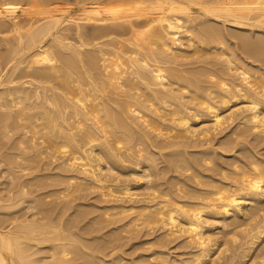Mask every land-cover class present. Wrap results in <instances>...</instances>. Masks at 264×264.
Wrapping results in <instances>:
<instances>
[{
    "label": "bare ground",
    "instance_id": "1",
    "mask_svg": "<svg viewBox=\"0 0 264 264\" xmlns=\"http://www.w3.org/2000/svg\"><path fill=\"white\" fill-rule=\"evenodd\" d=\"M53 1L0 0V130L19 133L8 132L18 137L15 150L0 156V176L16 177L14 186L6 181L7 194L0 181V264H87L67 260L75 233L54 203L57 213L46 217L50 191L41 196L49 201L38 210L44 214L35 210L39 222L11 213L35 200L32 180L42 173L21 177L32 165L51 168L52 159L65 169L55 171L64 199L88 188L130 232L185 234L199 246L191 263L210 255V264H264V159L253 150L228 153L238 138L229 133L220 148L205 145L234 122L237 136L264 131V74L254 66L264 60V0H79L76 14L45 5ZM45 242L47 255L34 246ZM212 250L222 254L211 257ZM163 252H155V264L186 263Z\"/></svg>",
    "mask_w": 264,
    "mask_h": 264
},
{
    "label": "rangeland",
    "instance_id": "2",
    "mask_svg": "<svg viewBox=\"0 0 264 264\" xmlns=\"http://www.w3.org/2000/svg\"><path fill=\"white\" fill-rule=\"evenodd\" d=\"M64 1V2H63ZM68 0H55V1H53L52 3H45V5L47 6V7H52V8H59V7H62V8H66V9H70V12H73V13H75L76 14V11L78 12V7H79V0H69L68 2H67ZM73 3H72V2ZM78 1V2H77ZM56 2V3H55ZM61 3H64V4H61ZM57 4V5H56ZM42 6H44V5H42ZM69 6V7H68ZM0 34H3V33H1L0 32ZM264 34V33H263ZM1 46V48H0V50H2V49H4L3 51H5V48H2V47H4V42L3 43H1L0 44ZM241 49H242V47L239 49V51L240 52H242L243 53V51L244 50H242L241 51ZM2 51V52H3ZM1 52V51H0ZM241 53V55H243V54H245V55H243L247 60H249L250 58V60H255L254 58H252L250 55H249V53H247L246 51H244V53L242 54ZM248 54V55H247ZM247 55V56H246ZM260 56V55H259ZM250 57V58H249ZM257 60V62H255V63H259V64H255L254 66H255V68H259L258 67V65L260 66V71L258 72L259 74L260 73H262V74H264V67L262 66V65H264V60L263 59H256ZM255 60V61H256ZM260 61V62H259ZM262 64V65H261ZM257 65V66H256ZM253 66V67H254ZM261 68H263V71H262V69ZM238 75V74H237ZM236 75V78L238 77ZM237 80H240V77L239 78H237ZM199 124V123H198ZM201 124V123H200ZM231 124V123H230ZM233 124V125H232ZM231 125H229L228 124V129L226 128V130L228 131H226V130H224L225 129V126L224 127H222L221 129L222 130H224V132H222V131H218V129H217V131L216 132H214L216 135H217V138L218 139H216V136L214 135V133H213V136H211V137H213V138H210L209 139V141L208 140H206V139H204V138H202V140L204 139V142H205V140L207 141L206 142V144L205 145H213L214 147L216 146L217 148H220L221 146H220V144H219V142H220V140L221 139H223L224 137L223 136H225V137H227L229 134V138H236V137H238V138H236L237 140H235L236 142H232V144H233V146L231 145V147H232V150H227L228 151V153H233V154H237V152H238V154L237 155H242V156H244V154H246L245 152H247L248 154H251L250 152L252 151V154H255V155H257V156H259L260 158H262V159H264V131H257V129H255V130H252L251 131V133H250V130H245V128L243 127L242 128V126L240 127L241 128V130L242 129H244L245 131H244V133H245V135H244V133H242V131H240L241 133L239 134V136H237V133L236 132H234V131H237V130H234L233 128L235 127V122L234 123H232ZM197 126H199V125H197ZM3 128V127H2ZM2 128L0 127V129L2 130ZM230 128V129H229ZM236 128V127H235ZM240 128H238V131H239V129ZM5 129V128H4ZM221 129H219V130H221ZM232 129V130H231ZM237 129V128H236ZM0 130V131H1ZM6 131H8L7 129H6ZM232 131V132H231ZM249 131V132H248ZM3 132H5V131H3ZM2 131L0 132L1 133V135L2 136H0V137H2V138H0V143H3V142H1V139H3V140H6L7 141V139L9 138V137H7L6 135L8 134V136H18V130H17V133L15 132V131H13V132H11V131H8V132H10V133H12V134H10V133H8V132H6V133H4V134H6V135H4L3 136V133ZM14 132L16 133V134H14ZM219 132V133H218ZM221 132V133H220ZM232 134H231V133ZM256 132V133H255ZM262 132V133H261ZM225 135H224V134ZM226 133H229V134H226ZM233 133H236V135L235 134H233ZM10 134V135H9ZM261 135V136H259V135ZM242 135V136H241ZM258 135V136H257ZM7 137V138H4V137ZM245 136V137H244ZM258 138H260V139H258ZM220 137H222L221 139H220ZM10 138H11V140H10ZM9 139H8V141L5 143L4 142V144L5 145H10L9 143H11V145L10 146H5L4 144H0V156L2 157L3 155H10V154H6V153H12V152H10V150L11 151H14L15 150V148H11L14 144H15V142L14 143H12L13 141H16V140H18V137H17V139L15 140V138L14 137H10ZM215 138V139H214ZM239 138H240V140H239ZM253 138V139H252ZM12 139H14V140H12ZM220 139V140H219ZM9 140L11 141V142H9ZM213 140V141H212ZM217 140V141H216ZM245 141L244 143L242 142V141ZM248 140H249V142H248ZM263 140V144H262V141ZM212 141V142H211ZM241 141V142H240ZM254 141H255V143H254ZM9 142V143H8ZM209 142V143H208ZM240 142V144H238ZM216 143H218L217 145H215ZM242 143V144H241ZM257 143V144H256ZM243 144H245V145H248L249 144V146H246V147H244L243 148V146H245V145H243ZM256 144V145H255ZM239 145H240V147H239ZM1 146H3V147H1ZM7 147V148H5V147ZM220 146V147H219ZM241 146H242V148H241ZM11 148V149H9V148ZM237 147V148H236ZM239 147V148H238ZM251 147V148H250ZM242 150H241V149ZM247 149V151H245L246 149ZM3 149V150H2ZM5 149V150H4ZM8 149V150H7ZM12 149H14V150H12ZM8 152H7V151ZM238 150V151H237ZM239 150L241 151V152H239ZM250 150V151H249ZM255 150L258 152H256L255 153ZM2 151H5L4 153H2ZM220 151V150H219ZM226 151V152H227ZM235 151V152H234ZM242 151H243V153H242ZM225 152V153H226ZM239 153H242V154H239ZM261 156H260V155ZM231 156V155H230ZM45 160V159H44ZM48 160H50V159H48ZM53 161H55V160H57V159H52ZM51 160V161H52ZM43 160H41V162L40 163H43L42 162ZM52 161V163H53V165H52V163H50L51 165H50V167L51 168H49V166H48V168L50 169V170H48V168H41V169H39V167L38 166H40L41 164H39L38 166H36L37 168H38V170H37V168L35 169V165L33 166L32 165V167H34L33 169L31 168V170L34 172H32V173H30L31 171H30V169L29 170H27V172L29 171V173L28 174H25V175H27V176H22L21 177V179L23 180L24 178H28V176L30 175H35V174H37V173H42L41 174V176H38L36 179H37V181H36V179H34V180H32L33 182H36V186H37V191L35 190V187H34V184H32L31 185V187L33 186L34 187V190H35V192L34 191H32V195H34V198H35V200H26V201H24V203L22 202V203H20V205L18 204L17 206H14V208H15V210L13 209V207L12 208H10V209H12L11 210V213H12V215L13 214H15V216H17V214H18V217H20L21 216V218H26L28 215V219H32L33 218V220H37V216H38V218H42V215L41 214H44V213H46V215H48V216H46V217H50V216H52V215H54L55 214V212H56V210L58 211V212H60V211H62V213H63V210H64V213H65V215L64 214H62V217L65 219L66 218V225L67 226H69V227H67V229L69 228V230H70V232H72V233H75V234H73L74 236V239H76V240H74V241H72V240H70V242H71V245H73L72 247H70V250H71V248H73V250H71V252L68 254V255H66L67 256V260L69 261H74V262H83V263H85V261H87L86 263L87 264H89V263H91V264H95V262H93L94 260H96V261H98L96 264H104V262H105V264H155V262L156 261H158L157 260V258L156 257H154L155 256V252H157V251H160V250H163L164 252H163V254H165V255H167L168 257H171V258H174V257H176V258H181V259H184V261H180V262H183V263H185V264H195V263H191V262H189L191 259H189V257L191 256V254H192V256L190 257V258H192L193 259V255H194V253L196 252V246H197V244H192L193 246H191L190 244V242L191 241H186L187 239H186V235L184 234H182L181 236H179L178 234H175V236L173 235L174 233H166L167 235L168 234H170V235H166V234H164V233H161V232H163L164 230L163 229H158V228H156L154 231H152V232H148L147 233V227L145 228V226L144 227H142L139 231H132V232H130V230L128 229V228H124L122 225H121V227L120 226H118V225H120V223L122 222V220L120 221V220H117V218L115 219L114 218V216L113 215H111L110 217H112L113 216V218H109V211L110 212H112L113 211V209H109V208H107L106 206H105V204L108 202H106V201H102V203L98 200L99 198L96 196V194L98 193V191H96L95 193L94 192H92V191H89L88 190V188L85 190V188H83L82 186V189L81 188H75V190H74V188H73V186L75 187L76 185L77 186H79V184H78V182L77 183H73L72 184V186L70 185V187L71 188H73L72 190L74 191H72L71 190V188L69 189V191H72V192H69L70 193V195L69 194H67V196L65 195V197L67 198V200L70 198H74V195L77 193V195L78 196H76L77 198H75V199H77V200H75V199H72V200H66V198L64 199V196H62L63 194H61V195H59L58 194V191H60V188L61 187H64V185L65 184H62V183H60L59 184V179H57L56 180V178L58 177H62L60 174H58V173H56L57 175H55V171L56 172H58V171H61V169L60 170H58L57 171V169H59V168H57V165H56V163L57 162H59V161H55V162H53ZM39 162L38 161H36V162H33L32 164H38ZM58 164V163H57ZM56 165V166H55ZM52 166H54V167H56V168H54V167H52ZM2 167H6V164L4 165V164H2L1 165V168ZM54 170H53V169ZM46 169V170H45ZM39 170H41V171H39ZM45 170V171H44ZM62 170L63 171H61V172H65V169L64 168H62ZM50 171H51V173H50ZM5 172H8L7 174L6 173H4V172H2V173H4L3 175H1L0 176V181H2L1 182V186H2V189H1V192H2V194L4 193V192H6V194H7V192H8V190H7V186H11V184L13 183H15V181H16V177H15V179L14 178H11V176H10V174H9V172H10V170L9 171H5ZM19 173H20V171H18ZM45 172H48L46 175H44L43 173H45ZM67 172H69V171H67ZM66 172V173H67ZM1 173V174H2ZM22 173H24V172H22ZM172 172H169L168 174H171ZM48 174H50V178H48ZM8 175L10 176V177H8ZM32 175V176H33ZM45 176V177H47L49 180H46L47 178H45L44 177V180H43V176ZM3 176V177H2ZM5 176H7L8 177V179H10V180H8V179H5L6 177ZM29 176V177H30ZM2 177V178H1ZM5 177V178H4ZM5 181H3V180ZM14 180V182L13 181H11V180ZM38 179H40L41 180V182L43 181V183L44 184H42V185H44L43 186V188L42 189H39L38 190V188H41V184H38L39 185V187H38V185H37V182L38 183H40V180H38ZM50 179L52 180V181H50ZM25 180V179H24ZM46 180V181H45ZM6 181H10V182H8L9 184L7 185L6 183ZM18 181V180H17ZM12 182V183H11ZM50 182V183H49ZM52 182V183H51ZM11 183V184H10ZM47 183H49L50 184V186L51 185H53L52 186V188L54 187V189L55 190H53L50 186H49V184H47ZM3 184V185H2ZM7 185V186H4V185ZM12 184V185H13ZM15 185V184H14ZM13 185V186H14ZM41 185V186H40ZM60 187V188H58V186ZM48 186V187H47ZM76 186V187H77ZM132 184H131V188H132ZM6 187V188H5ZM32 187V188H33ZM45 187V188H44ZM134 188H132L131 190H133V191H142L143 190V188H138V187H135V186H133ZM7 190H5V189ZM47 188V189H46ZM56 188H58V189H56ZM137 188V189H136ZM82 190V191H80V190ZM86 192H85V191ZM4 191V192H3ZM40 191H41V193H40ZM49 191H50V194L48 195V193H49ZM54 191H56V193L54 192ZM80 191V192H79ZM34 192V193H33ZM53 192V193H52ZM81 192H83V194H85L86 193V195L85 196H87L86 198H85V196H83L82 195V193ZM87 192H90V193H87ZM37 193H38V195H37ZM39 193H40V196H39ZM51 193H52V195H51ZM60 193H62L61 191H60ZM79 193H80V195H79ZM144 193V192H143ZM143 193H141L140 195H142ZM44 194V195H43ZM48 195L49 197H50V199L52 200V198L54 199V202H53V200H52V203H51V200H50V203H49V201H47L49 204H47V202H45L46 200H47V198L45 199V198H41V196L43 195V197H45V195ZM59 196H58V195ZM87 194H89V196L87 195ZM35 195H36V197H35ZM46 195V196H47ZM51 195V196H50ZM57 195V196H56ZM73 195V196H72ZM79 196L80 197H82L83 196V198L81 199H79ZM95 196H96V198H95ZM38 197H40V198H38ZM56 197H59V199L61 200L60 202H57V200H58V198L56 199ZM93 197H94V199H93ZM64 199V201H63V199ZM89 198V199H88ZM41 199H45V200H43L44 202H42V200ZM38 200V201H37ZM75 200V201H74ZM82 200V201H81ZM90 200V201H89ZM96 200L98 201V202H96ZM35 201H36V203H35ZM41 201V202H40ZM56 201V202H55ZM59 201V200H58ZM74 201V202H73ZM81 201V202H80ZM84 201V202H83ZM86 201V202H85ZM93 201H95L94 203H93ZM26 202H28L27 204H26ZM33 202V203H32ZM37 202H38V204H37ZM68 207H72L71 209L70 208H67L66 206H63V203ZM68 202H70V204H72V202H73V204L72 205H70V204H68ZM105 202V203H104ZM110 202H115V200H111ZM29 203H32V204H29ZM45 203L48 205V207H50L51 208V210H49L48 212H50V211H52V208L53 207H55L56 205L59 207H56V208H58V209H56V208H54V209H56V210H54L53 209V211H55V212H53L52 211V214H51V212H50V214L47 212V208H46V206L47 205H45ZM55 204L54 206L52 205V204ZM57 203V204H56ZM58 203H62L61 205H59ZM84 204L83 206H81V204ZM90 203V204H89ZM93 203V204H92ZM104 203V204H103ZM21 204H22V206H21ZM42 204V205H41ZM50 204L53 206V207H51L50 206ZM68 204V205H67ZM76 204V205H75ZM97 204V206H99L98 208H95V207H97V206H95ZM100 204V205H99ZM23 205H26V207H24ZM27 205H28V207H27ZM40 206V207H37V206ZM86 205V206H85ZM93 205V206H92ZM101 205H104L105 207H102V208H105L106 210H101L100 211V207H101ZM19 206V207H18ZM34 206V208H35V206H36V208L34 209V208H32ZM42 206V207H41ZM74 206H76V207H74ZM91 206V207H90ZM16 207H17V210H16ZM66 207V208H65ZM80 207V208H79ZM21 208H23L22 210H24V208L25 209H27V210H25L27 213H25L24 211V213H25V215H24V213L22 212V210H21ZM39 208V209H38ZM44 208H45V210H46V212L44 211V213H41L40 211L38 212V210H44ZM64 208V209H63ZM94 208H95V210H94ZM61 209V210H60ZM65 209H66V211H65ZM78 209V210H77ZM109 211H108V210ZM35 210H36V212H38V213H41L40 215H38V214H36V212H35ZM60 210V211H59ZM79 210H81V211H79ZM15 211H17V212H15ZM68 211H70V212H68ZM89 211V212H88ZM92 211V212H91ZM102 211H105V212H103L104 214H103V216L104 217H108V219L107 218H104L101 214H102ZM22 212V213H21ZM67 212V213H66ZM74 212V213H73ZM76 212V213H75ZM83 212V213H82ZM101 214H100V213ZM23 214V215H21V214ZM34 213V214H33ZM54 213V214H53ZM57 213V212H56ZM61 213V212H60ZM98 213L102 216V218L103 219H107L109 222H110V219H112V223L110 222H108V221H106V220H103L99 215H98ZM105 213H107L108 214V216H107V214H106V216H105ZM28 214V215H27ZM68 214V215H67ZM27 215V216H26ZM67 215V216H66ZM98 215V216H97ZM23 216V217H22ZM26 216V217H25ZM55 216V215H54ZM66 216V217H65ZM97 216V217H96ZM46 217L45 218H43V219H45L46 220ZM96 217V218H95ZM35 218V219H34ZM70 218V219H69ZM98 218H100V219H102V221L100 222H98ZM30 219V220H31ZM42 219V221H44ZM115 219V220H114ZM38 222H39V219L37 220ZM41 221V220H40ZM218 221V220H217ZM216 220H215V222H216V224H220L219 222L220 221H218L217 222ZM107 222H108V224H107ZM120 222V223H119ZM115 223V224H114ZM118 223V224H117ZM222 223V222H221ZM107 224V225H106ZM117 224V225H116ZM122 224V223H121ZM131 225V224H130ZM89 226H90V228H89ZM121 228V230H120V228ZM98 228H100L99 229V231H96V230H98ZM117 228V229H116ZM145 228V229H144ZM72 229V230H71ZM115 229V230H114ZM119 229V230H118ZM130 229H131V227H130ZM69 230L67 231V232H69ZM74 230H76V231H74ZM110 230L112 231V232H110ZM217 230H219L220 231V229H217ZM74 231V232H73ZM122 231V232H121ZM146 231V232H145ZM105 232V233H104ZM137 232V233H136ZM220 232H222V231H220ZM99 234V236H97L98 234ZM101 233H104V234H101ZM111 233V234H110ZM132 235H131V234ZM95 234H97V235H95ZM108 234V235H107ZM165 236H167V237H164V235ZM218 234H219V232H218ZM103 235H105V236H103ZM112 236V237H110V236ZM130 235V236H129ZM178 235V236H177ZM230 235V234H229ZM229 235H227V236H229ZM107 236V237H106ZM217 236V238H218V240L220 241V239L222 240V238L223 237H225L224 235H223V232L221 233V235L219 234V235H216ZM222 236V237H221ZM231 236V235H230ZM76 237V238H75ZM79 237V239H80V242H79V239L77 240V238ZM92 239H91V238ZM96 237V238H95ZM116 237V238H115ZM88 238H89V240H88ZM97 238H99L98 239V241H97ZM101 238V239H100ZM103 238V239H102ZM107 238V239H106ZM111 238H114V239H112L111 240ZM84 239H86L87 240V242L84 240ZM116 239V240H115ZM108 240V241H107ZM110 240L113 242H110ZM224 240V239H223ZM77 241H78V243H77ZM99 241H102L103 243H100ZM73 242V243H72ZM82 242V243H81ZM110 242V243H109ZM189 244H188V243ZM48 243H50V242H45V243H43L42 245H34L35 247H37L38 248V246H40V251L42 252V254L43 255H47V253H45V252H48V251H50V247H51V245H49ZM98 243V244H97ZM116 243V245H114ZM193 243V242H192ZM47 244V245H46ZM95 244V245H94ZM112 244V245H111ZM118 244V245H117ZM120 244V245H119ZM70 245V246H71ZM76 245V246H75ZM82 245H83V247H82ZM86 245V246H85ZM99 245V246H98ZM107 246V247H105V246ZM30 248H32L33 247V249H37V248H34V246L33 245H31L30 244ZM43 246V247H42ZM101 246H103V247H101ZM119 246V247H118ZM195 246V247H194ZM223 246H226V243H222V245L220 246V247H222L223 249H224V247ZM76 247V248H75ZM79 247V248H78ZM82 247V248H81ZM100 248V249H98V248ZM115 247V248H114ZM29 248V251L30 250H32V249H30ZM49 249V250H48ZM79 251H81V252H79ZM197 249L199 250V246H197ZM222 249V250H223ZM43 250V251H42ZM51 250H52V248H51ZM76 250V251H75ZM85 250V251H84ZM88 250H90V251H88ZM190 250V251H189ZM194 251V252H192L191 253V251ZM219 250H220V248H219ZM219 250L217 251V250H212L211 252H212V254H211V257H212V255H213V257H215L216 255L217 256H219L220 254H222L221 252L219 253ZM39 251V249H38V255H40V256H42V254H40L41 252ZM103 251V252H102ZM44 252V253H43ZM77 252V253H76ZM86 252V253H85ZM88 253H90V254H88ZM218 253V254H217ZM95 254V255H94ZM37 255V256H38ZM82 255V256H81ZM215 255V256H214ZM39 256V257H40ZM69 256V257H68ZM71 256H72V259H71ZM86 256V257H85ZM49 257V256H48ZM48 257H44V259L45 260H48V259H46V258H48ZM74 257H79V258H76V260H73V258ZM83 257V258H82ZM93 257L95 258V259H93ZM209 257H210V255H209ZM209 257L208 256H205V257H203V260L201 261V262H199V263H196V264H210V261H208L209 260ZM69 258V259H68ZM88 258H90V259H88ZM91 258L93 259V261L91 260ZM98 258H100V259H98ZM206 258H208V259H206ZM250 258V257H249ZM85 259V260H84ZM207 261H206V260ZM216 259V258H215ZM219 259V257L216 259V260H218ZM89 260H91V261H89ZM105 260V261H104ZM110 260V261H109ZM205 260V261H204ZM216 260H215V262H216ZM221 260V259H220ZM251 259H249V261H250ZM114 262V263H113ZM188 262V263H187ZM212 264V263H211Z\"/></svg>",
    "mask_w": 264,
    "mask_h": 264
}]
</instances>
